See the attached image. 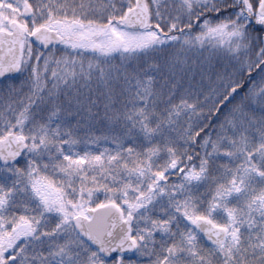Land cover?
<instances>
[{
    "label": "snow or ice",
    "instance_id": "1",
    "mask_svg": "<svg viewBox=\"0 0 264 264\" xmlns=\"http://www.w3.org/2000/svg\"><path fill=\"white\" fill-rule=\"evenodd\" d=\"M0 264H264V0H0Z\"/></svg>",
    "mask_w": 264,
    "mask_h": 264
}]
</instances>
